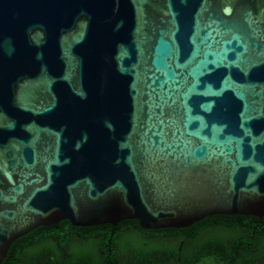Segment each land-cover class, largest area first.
Listing matches in <instances>:
<instances>
[{
  "label": "water",
  "instance_id": "1",
  "mask_svg": "<svg viewBox=\"0 0 264 264\" xmlns=\"http://www.w3.org/2000/svg\"><path fill=\"white\" fill-rule=\"evenodd\" d=\"M212 215L264 217V0H0V264Z\"/></svg>",
  "mask_w": 264,
  "mask_h": 264
},
{
  "label": "trees",
  "instance_id": "2",
  "mask_svg": "<svg viewBox=\"0 0 264 264\" xmlns=\"http://www.w3.org/2000/svg\"><path fill=\"white\" fill-rule=\"evenodd\" d=\"M3 264H264V217L212 215L155 230L136 220L90 227L63 220L16 239Z\"/></svg>",
  "mask_w": 264,
  "mask_h": 264
},
{
  "label": "flooded vegetation",
  "instance_id": "3",
  "mask_svg": "<svg viewBox=\"0 0 264 264\" xmlns=\"http://www.w3.org/2000/svg\"><path fill=\"white\" fill-rule=\"evenodd\" d=\"M6 258V257H5ZM4 263V260H3V262H2V264Z\"/></svg>",
  "mask_w": 264,
  "mask_h": 264
}]
</instances>
